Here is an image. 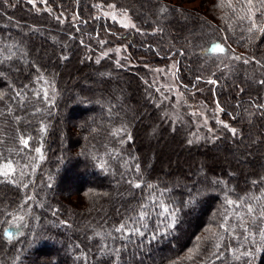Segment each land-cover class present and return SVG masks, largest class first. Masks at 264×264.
Here are the masks:
<instances>
[{"label":"trees","instance_id":"trees-1","mask_svg":"<svg viewBox=\"0 0 264 264\" xmlns=\"http://www.w3.org/2000/svg\"><path fill=\"white\" fill-rule=\"evenodd\" d=\"M184 1L0 0V164L28 165L27 188L0 176V264H264V0H201L202 10ZM109 5L135 28L108 17ZM216 44L225 53L212 55ZM230 54L241 57L233 66L218 59ZM172 61L183 98L218 101L229 127L193 142L191 125L170 119L155 69ZM145 118L163 123L176 152L234 141L248 168L235 178L206 153L201 178L186 173L194 162L161 176L168 155L148 163ZM22 135L32 137L23 151ZM157 199L177 210L174 228L157 227ZM142 205L145 235L117 233ZM24 214L9 240L5 230Z\"/></svg>","mask_w":264,"mask_h":264},{"label":"rangeland","instance_id":"rangeland-1","mask_svg":"<svg viewBox=\"0 0 264 264\" xmlns=\"http://www.w3.org/2000/svg\"><path fill=\"white\" fill-rule=\"evenodd\" d=\"M172 3H176V0H167ZM185 3L183 4L184 7L187 8H196L199 10L203 9V5L201 4V0H192V1H184ZM114 5H109V8L103 11L108 17L111 19L117 20L120 24L124 25L125 23H130L134 24L133 20L131 17L127 14V16L124 15L125 11H119L118 9L114 7H110ZM102 10V9H101ZM148 14V13H147ZM150 15V14H149ZM115 17V18H113ZM46 29V26H41L40 30ZM187 32H190L188 29ZM57 36V35H56ZM56 36H54L56 38ZM42 37V36H41ZM57 39V38H56ZM59 42L61 40L59 39ZM122 46L119 47H126L125 43L121 44ZM64 48V46H63ZM44 48L43 46L41 47V51H43ZM107 51V50H106ZM44 52V51H43ZM213 53V52H211ZM219 52H215L212 55H216ZM219 55V54H218ZM234 57H237V54H230V55H221L220 58H218L224 65L226 66H233L236 61H234ZM162 69L163 71H158ZM81 70H79L77 73L74 74H81ZM155 74L157 78H159V84L162 87L161 94L164 97V99L169 101V104H173L172 108L173 110L170 112V119L173 118L176 122H182V125L185 126L188 125L191 130V134L189 133V138L193 142L199 141V138H204V136H207V134L213 132L217 126L220 125L218 121H223L225 124L228 125V122L223 119L222 114L218 107L208 99H205L203 95H195L192 100H187L183 98L180 90L178 89V86L174 82V77H175V62L172 61L168 65L164 66H158L155 69ZM75 86V85H74ZM75 91H77V88L72 87ZM124 93H127V89H123ZM173 93H176V95H172ZM183 98V104L181 103ZM126 99L122 95H120V106L123 107ZM165 113H169V110L165 111ZM193 113H196V115H193ZM139 116V114H137ZM152 116V114H151ZM163 126L162 124H157L155 122L151 121V118H145L142 121L141 124V129L143 130V135L145 142L148 143L150 146V153L154 152V157L151 155L148 158V163H151L152 165L156 166L158 162L161 160V158L165 157L168 155V158L165 164H163V170L161 173V176H165L166 178H176L178 177L180 173V169L182 166L186 167H191L193 165V162L196 164L194 168H191V171H187L186 173L188 176H192L193 179L195 177L201 178V176H204L205 170L202 165L205 163V154L206 153H211L213 156H218L220 163L222 165L223 173H230L235 175L239 174L237 171L238 168H246L247 165V160L249 158H243L242 157H237V153L239 150V144L234 143V141H231L229 144L231 145L230 150H222V148H208L204 146H200L194 149H191V151H187L186 149H182L179 152H176L173 148H171L169 141H164L167 140L166 135H162L161 133V128ZM229 127V126H228ZM211 129V131H209ZM177 137L181 136V134L178 132ZM244 146L249 148V142H244ZM242 146V144H241ZM233 154V156H232ZM247 155V152L245 153ZM187 156L190 159V164L188 165V162L186 161L185 158ZM8 163V162H6ZM6 163H1L0 164V169L3 168V165ZM13 163V162H12ZM13 166L16 167L13 163ZM19 171H17L18 173ZM19 174V173H18ZM17 175V174H16ZM3 177V176H2ZM219 181V180H218ZM221 184L223 183L222 181ZM25 216V214H24ZM13 222V221H12ZM10 222V223H12ZM21 222H17V224L11 225L10 229L13 232V235L20 234L22 229L24 228V222L23 226L20 227L19 224Z\"/></svg>","mask_w":264,"mask_h":264},{"label":"snow or ice","instance_id":"snow-or-ice-1","mask_svg":"<svg viewBox=\"0 0 264 264\" xmlns=\"http://www.w3.org/2000/svg\"><path fill=\"white\" fill-rule=\"evenodd\" d=\"M30 2H33V0H30ZM41 3H46V0H41ZM110 7H114V6H110ZM49 11H50V9H49ZM161 11H166V9L162 8ZM124 15L127 16L126 11L124 12ZM113 18H115V17H113ZM123 26L126 28L127 27L135 28V25L130 24V23H125ZM253 27H256L255 22L253 24ZM259 30L264 31V28H260ZM209 51H211L213 53H215V52L225 53V48L220 46L219 44H216ZM105 55H107V53H105ZM234 59L239 60V59H241V57L237 56V57H234ZM97 63H99V60H97ZM245 63H247V61H245ZM158 71H163V70L160 69ZM41 79H42V77H41ZM198 79H199V77H198ZM207 82L211 83V84L216 83L215 80H208ZM45 83H47V81H45ZM260 83L264 84V81H260ZM241 91H243V89H241ZM17 95H19V93H17ZM36 95H37V97H39L41 95V93L37 92ZM42 95H43V98L45 100L51 99L49 92L47 90H43ZM217 106L219 107L218 101H217ZM260 107H264V105H261ZM37 111H39V109H37ZM220 111H223V109L220 108ZM193 115H196V113H193ZM218 123H220L225 128L228 127V125L225 124L223 121H218ZM41 131H46V129L43 125L41 126ZM209 131H211V129H209ZM230 131L232 132L233 135L238 134L237 130L234 128L230 129ZM19 139H20V144L23 146L21 151H23L24 149H27L29 147V141L32 139V137L28 136L27 138H25L22 135ZM129 139H131L130 136H129ZM35 152L40 154L39 155L40 159H43L41 148L37 147L35 149ZM27 167H28L27 164L14 167L13 163L11 161H9L8 163L3 165L2 169H0V176H3L5 178V181L8 183H19L22 185V187L27 188L28 187L27 184H22L23 177L25 175H27V172H25L24 169ZM17 171H19V179L15 178ZM136 171L139 172L138 166L136 167ZM128 183L134 188H140L141 187L140 183L134 182L133 180H129ZM148 187L151 188L153 186L148 185ZM32 199H33V197H31V196L27 197V200L25 201V203H27L28 201H30ZM156 203L158 204V206L160 208L163 209V211L161 212V215L165 216V219L162 220L160 222V225H157V227L159 228L162 225L165 229L174 228L178 224L177 210L170 209L166 204H163L158 199L156 200ZM228 203L234 204L235 202L229 200ZM248 211L249 212L252 211L251 207H249ZM261 215L264 216V212H261ZM148 216H149V212L144 210V206L142 205L141 211L137 212L136 215L129 217V221L121 223L118 227L115 228V231L117 233H123L127 237H131L132 235L144 236L145 231L148 229V225L146 223H144V221L147 219ZM24 221H25V216L24 215H18L14 218L12 223L15 225V224H17V222H21L19 224V226L22 227ZM129 223H131V225H132L131 227L129 226ZM243 226L244 225L242 224L241 227H243ZM221 227H224L225 229H227V225H221ZM4 235L9 240L14 238L13 232L11 231V229H6L4 232ZM116 251H119V250L117 249ZM244 255H251V253L246 252V253H244ZM237 258H239V257H237Z\"/></svg>","mask_w":264,"mask_h":264}]
</instances>
